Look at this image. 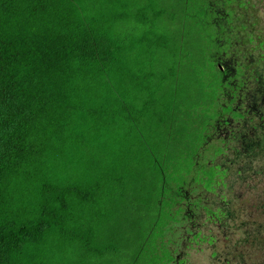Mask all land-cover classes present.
Here are the masks:
<instances>
[{"label":"trees","instance_id":"obj_1","mask_svg":"<svg viewBox=\"0 0 264 264\" xmlns=\"http://www.w3.org/2000/svg\"><path fill=\"white\" fill-rule=\"evenodd\" d=\"M168 2L0 0V264H264L262 0Z\"/></svg>","mask_w":264,"mask_h":264},{"label":"rangeland","instance_id":"obj_2","mask_svg":"<svg viewBox=\"0 0 264 264\" xmlns=\"http://www.w3.org/2000/svg\"><path fill=\"white\" fill-rule=\"evenodd\" d=\"M175 0H169V2H172ZM168 2V3H169ZM260 7H259V15H260V19H261V28H264V0H262V2L259 3ZM177 13V10L174 9H169L167 11V19L165 17H163L162 19V27H170V29L174 30V32L176 33V31L180 30V21L179 19H175L173 24H170V18L175 17ZM169 18V19H168ZM264 31V29H263ZM138 35V34H135ZM135 57L139 58L137 60H144L146 63L148 64H156V61H158V56L156 54H146V55H142L141 54V48L138 47L135 51ZM136 59V58H135ZM151 67H149L148 69H150ZM64 261H66L68 264H120V261L118 260V258L113 257V256H107L105 258L102 259H94V260H88L85 262H82L79 258L77 257H67L65 259H63ZM193 261L195 262V264H208V260L207 258H205L204 254L202 253H194L193 252Z\"/></svg>","mask_w":264,"mask_h":264},{"label":"flooded vegetation","instance_id":"obj_3","mask_svg":"<svg viewBox=\"0 0 264 264\" xmlns=\"http://www.w3.org/2000/svg\"><path fill=\"white\" fill-rule=\"evenodd\" d=\"M246 43V42H245Z\"/></svg>","mask_w":264,"mask_h":264}]
</instances>
